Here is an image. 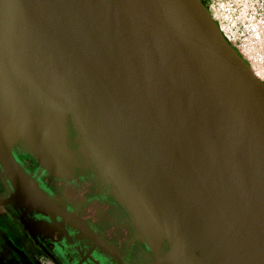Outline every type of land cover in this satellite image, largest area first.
<instances>
[{
	"label": "water",
	"instance_id": "1",
	"mask_svg": "<svg viewBox=\"0 0 264 264\" xmlns=\"http://www.w3.org/2000/svg\"><path fill=\"white\" fill-rule=\"evenodd\" d=\"M70 123L152 264H264V81L204 0H0L5 202L80 228L15 157L68 173Z\"/></svg>",
	"mask_w": 264,
	"mask_h": 264
},
{
	"label": "flooded vegetation",
	"instance_id": "2",
	"mask_svg": "<svg viewBox=\"0 0 264 264\" xmlns=\"http://www.w3.org/2000/svg\"><path fill=\"white\" fill-rule=\"evenodd\" d=\"M77 140L70 123V171L39 179L32 157L15 147L24 171L56 206L73 214L80 228L59 217L23 215L5 202L8 192L0 177V264H152L166 257L168 241L150 246L140 238L107 179L79 152Z\"/></svg>",
	"mask_w": 264,
	"mask_h": 264
},
{
	"label": "built area",
	"instance_id": "3",
	"mask_svg": "<svg viewBox=\"0 0 264 264\" xmlns=\"http://www.w3.org/2000/svg\"><path fill=\"white\" fill-rule=\"evenodd\" d=\"M224 38L264 81V0H204Z\"/></svg>",
	"mask_w": 264,
	"mask_h": 264
}]
</instances>
